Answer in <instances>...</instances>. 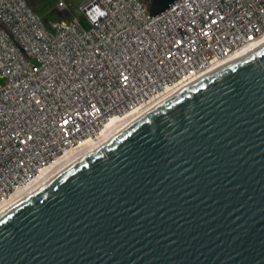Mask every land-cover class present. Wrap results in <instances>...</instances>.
I'll return each instance as SVG.
<instances>
[{"label": "water", "instance_id": "1", "mask_svg": "<svg viewBox=\"0 0 264 264\" xmlns=\"http://www.w3.org/2000/svg\"><path fill=\"white\" fill-rule=\"evenodd\" d=\"M0 264H264V43L2 215Z\"/></svg>", "mask_w": 264, "mask_h": 264}, {"label": "built area", "instance_id": "2", "mask_svg": "<svg viewBox=\"0 0 264 264\" xmlns=\"http://www.w3.org/2000/svg\"><path fill=\"white\" fill-rule=\"evenodd\" d=\"M74 3L57 0L65 19L48 28L28 0H0V203L264 37V0H178L156 17L141 0H85L88 28Z\"/></svg>", "mask_w": 264, "mask_h": 264}, {"label": "bare ground", "instance_id": "3", "mask_svg": "<svg viewBox=\"0 0 264 264\" xmlns=\"http://www.w3.org/2000/svg\"><path fill=\"white\" fill-rule=\"evenodd\" d=\"M264 43V37L252 44L251 46L243 49L242 51L235 54L232 58L228 59L224 63L217 64L208 71H206L203 75L199 78L185 84L183 86H179L178 88L174 89L171 93H169L165 98L162 100L154 103L148 109L130 114L125 118L121 119H114L110 121L104 128L100 138L98 140L87 141L81 147L77 149H72L68 151L64 156L59 158L55 163L51 166L47 167L46 169L42 170L40 174L35 178V180L27 185L25 188L16 191L12 196L11 199L5 203H0V217L14 208L23 200L29 198L30 196L36 194L39 190L44 188L48 185L52 180L58 177L60 174L68 170L70 167L78 163L80 160L90 156L91 154L95 153L97 150L101 149L103 146L108 144L111 140H113L116 136H118L121 132H123L126 128L143 118L146 114L151 112L153 109L159 107L166 101L173 98L187 86L193 84L194 82L200 80L201 78L207 76L208 74L214 72L215 70L221 68L222 66L228 64L229 62L235 60L236 58L242 56L243 54L249 52L250 50L256 48L257 46Z\"/></svg>", "mask_w": 264, "mask_h": 264}, {"label": "trees", "instance_id": "4", "mask_svg": "<svg viewBox=\"0 0 264 264\" xmlns=\"http://www.w3.org/2000/svg\"><path fill=\"white\" fill-rule=\"evenodd\" d=\"M146 2L150 4V0H146ZM28 3L29 6L40 15L46 27L51 26L56 20L59 21L65 17V15L57 11V0H28Z\"/></svg>", "mask_w": 264, "mask_h": 264}, {"label": "rangeland", "instance_id": "5", "mask_svg": "<svg viewBox=\"0 0 264 264\" xmlns=\"http://www.w3.org/2000/svg\"><path fill=\"white\" fill-rule=\"evenodd\" d=\"M85 0H75L74 3V7H73V15L76 16V18L80 21V23L82 24V26L84 28H88V24L84 18V16L81 14V12L79 11V6L84 2ZM142 2H144L145 4L149 5L148 2H146V0H141ZM151 2V0H150ZM65 19V18H63ZM57 21V20H56ZM50 28V26H47Z\"/></svg>", "mask_w": 264, "mask_h": 264}, {"label": "clouds", "instance_id": "6", "mask_svg": "<svg viewBox=\"0 0 264 264\" xmlns=\"http://www.w3.org/2000/svg\"><path fill=\"white\" fill-rule=\"evenodd\" d=\"M106 15H107L106 11L96 7L92 9V15L90 18L92 19V22L95 23L100 17L106 16Z\"/></svg>", "mask_w": 264, "mask_h": 264}]
</instances>
